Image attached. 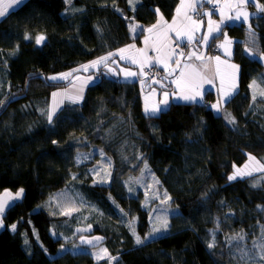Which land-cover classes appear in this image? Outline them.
I'll return each mask as SVG.
<instances>
[{
    "label": "trees",
    "instance_id": "1",
    "mask_svg": "<svg viewBox=\"0 0 264 264\" xmlns=\"http://www.w3.org/2000/svg\"><path fill=\"white\" fill-rule=\"evenodd\" d=\"M179 1L24 0L0 18V49L6 55L0 63V192L15 196L24 189L2 214L5 228L16 227L0 231V264H243L240 248L249 251V245L242 240L237 248L228 238L264 224V187L253 186L251 177L229 181L228 175L249 153L264 161V98L254 100L250 88L258 77L264 83V64L257 58L264 55V13L254 4L248 24L222 27L235 38L232 60L240 70L237 92L224 104L234 123L207 105L212 92L203 103L172 102L159 114L146 115L143 78L166 84L169 78L153 66L138 80L121 78L120 68L129 65L120 63L116 50L140 45L159 15L175 16ZM220 1L208 5L213 13L221 11ZM38 36L45 38L40 44ZM110 53L106 63L85 70ZM75 80L84 94L67 95L49 124L52 94L72 88ZM101 157L111 172L107 184L93 183L89 173ZM145 164L178 214L170 218L167 234L137 245L127 224L115 221L120 219L115 210H128L136 217L137 235L146 236L149 206L142 192L130 196L126 187ZM70 183L113 213L115 219L94 223L91 235L102 238L114 262L95 259L90 247L61 249L65 241L42 204ZM226 205L233 214L226 215ZM213 237L215 247L209 249Z\"/></svg>",
    "mask_w": 264,
    "mask_h": 264
},
{
    "label": "crops",
    "instance_id": "2",
    "mask_svg": "<svg viewBox=\"0 0 264 264\" xmlns=\"http://www.w3.org/2000/svg\"><path fill=\"white\" fill-rule=\"evenodd\" d=\"M217 3L218 0H195L196 8L195 11L188 8L187 5L191 0L179 1L176 7L175 16L170 20L161 19L162 16H158L157 22L145 29V34L141 39L140 45H126V47L120 49H126L124 53H120L119 50L116 52L119 54V61L121 64L129 65L127 69L120 68L119 75L125 80H138L141 72L140 64L147 63V67L153 66L156 70L159 69V74L164 73L163 78H169V84L164 82L165 79L157 78L147 79L143 78V82L146 83L147 87L144 92H142V106L145 113V106L149 102H153V106L160 104V101L165 99L164 93H169V104L165 107L161 105L162 110L167 108L175 99L179 103H190L183 100L177 99L181 95L180 90L177 89V85L171 84V78L174 76L176 80L186 79L189 76L194 78L195 91L205 96L206 92H212L214 98H219L224 93L231 92L232 96L235 95L239 85V66L232 60L233 56V42L235 38L228 36L227 32L222 28L224 25L232 24H248L253 12L255 10L251 9V6L256 3L253 0L252 4L245 5L243 9H237L235 5L238 0H224L220 1L219 5L221 11L218 13H213L211 8L208 6L212 2ZM180 8V12L177 9ZM238 10L246 11L250 15L248 23H244L243 20H225V23L221 25V30L219 32H214L212 36L214 38H209L207 44L203 41V34H206L209 29V16L204 15L205 12L211 13V21L213 22L212 27L215 28L216 23L221 20V12H223L224 17L235 16ZM257 10V9H256ZM190 17V19H189ZM195 22V23H193ZM155 25V27H153ZM171 26V27H169ZM149 29H152L149 31ZM225 34H227V39L231 41L230 44L225 43ZM192 37L191 43L188 37ZM212 45H217L219 52L216 55H211ZM176 46L185 47L184 52L179 55L174 52ZM143 50L146 55H142ZM190 53H195V55L189 56ZM150 54V55H149ZM124 56L125 59H121ZM200 57L197 59V57ZM218 58V59H217ZM257 58L262 60L260 56ZM132 59L137 60L136 64L131 62ZM173 62L172 67L167 69V66ZM177 62L176 71L174 70V63ZM263 63V62H262ZM118 64V63H117ZM264 64V63H263ZM231 65L238 66L237 68H232ZM124 69L126 71L135 72L136 75L132 77H126L125 72L121 71ZM118 72H116L117 74ZM184 73V76H181ZM165 76V77H164ZM166 81V80H165ZM233 84H235V89H233ZM263 79L258 77L254 82V87L251 91L253 93L254 100L258 97L264 98L260 93L264 92ZM159 99L157 100V97ZM204 98V97H203ZM197 97V103H203L205 99ZM213 98V99H214ZM213 100H210V104ZM213 104V103H212ZM224 104L221 108H223ZM149 107V106H148ZM211 107V106H210ZM212 108V107H211ZM214 111V110H213ZM219 113L224 117V115L215 109L214 113Z\"/></svg>",
    "mask_w": 264,
    "mask_h": 264
},
{
    "label": "rangeland",
    "instance_id": "3",
    "mask_svg": "<svg viewBox=\"0 0 264 264\" xmlns=\"http://www.w3.org/2000/svg\"><path fill=\"white\" fill-rule=\"evenodd\" d=\"M69 2V0H66ZM18 6H14L16 8ZM13 8V9H14ZM150 55V54H149ZM257 56H264L263 54ZM6 55L3 49H0V63H6L5 59ZM264 63V59L261 60ZM177 62L174 63V70L176 71ZM173 62L170 63L167 69L172 67ZM175 76V75H174ZM172 76L171 84L172 86L175 85L173 81H176V78ZM81 84L85 83L84 81H80ZM81 86L77 80L74 82V86L72 88L66 86L64 89L55 90L51 96V103L49 105L48 111L54 112L55 114L60 111L62 108L63 103L65 101L66 96H72L71 94L83 93L84 91L79 90ZM254 87V81L252 82V89ZM81 91V92H80ZM82 95V94H81ZM83 96V95H82ZM203 99H206V95L203 96ZM159 96L157 97V100ZM213 100V104H216L219 98L211 99ZM173 102H178L176 99ZM210 104L212 107L213 104ZM209 105V104H207ZM220 104V112L224 115L225 121L228 123L233 120V115L230 111L224 106ZM149 108L154 107L153 102H149ZM214 111L215 109L212 108ZM160 113V112H159ZM158 113V114H159ZM248 157L244 163L239 166H235L232 172L228 175H232L237 169L243 172H250L251 175L243 176L242 178L251 177L252 178V185L255 187H264V171H259L258 169L264 167V161H261L257 158V156L252 154H247ZM252 157L253 159H250ZM98 163L90 168L89 173L93 176V183H108L110 180L109 172V165L107 160L104 157H101ZM257 175V176H256ZM238 177L235 180L242 179ZM232 180V181H235ZM158 181V183H157ZM155 175L148 170L145 169L141 175L134 176L132 181H127V194L132 196L133 194H137V191L142 192L143 202L145 206H149V223L150 227L146 233V236L152 232L153 227L160 228L162 226V219H157L158 217L163 218L167 217L168 227L166 230L158 233L155 237H150L149 239H157V237L167 234L169 231L170 226V218L172 216H177L178 211H176L173 206L171 205V201H169V196L166 191L160 188V184ZM131 189V191H130ZM42 207L48 210V213L52 217H54L53 227L56 229V235L61 236L64 239L65 243L62 245V250H69L71 252H78L86 249V247H90V251L92 256L99 261H104V259L108 260L109 262H114V258L110 257L108 248L103 244H101L102 238L100 237H92L91 233L95 231L94 223L97 224L99 222H104L107 216H110L113 219V213L110 214L98 204L94 203L92 200L90 201L87 197L83 194H79L76 188V185L70 183L68 188H63L58 193L51 194L47 201L42 204ZM37 207L36 209H38ZM167 210V211H165ZM226 215H230L234 213V210L231 209L228 205L225 207ZM65 212H70L69 215H65ZM116 215L119 216V220H115L118 223H125L129 227V223H133V228L135 231V242H136V217H133L127 212L119 209L116 207ZM74 219H73V216ZM58 219V220H55ZM72 222V225L70 224ZM255 225V224H254ZM255 227V228H254ZM130 229V228H129ZM247 233L244 236L245 244H248V250L250 252H255L253 249V241L258 240L261 237L262 233H264V224L260 225L259 227L252 226L248 227ZM9 231L10 233L14 230L12 229V225L5 228L4 225L0 226V231ZM131 233L133 234V229H130ZM145 236V237H146ZM142 240L144 236H139ZM91 241V243H83L82 241ZM146 241V240H145ZM252 249V250H250ZM106 250V252H105ZM258 259V258H257Z\"/></svg>",
    "mask_w": 264,
    "mask_h": 264
},
{
    "label": "snow or ice",
    "instance_id": "4",
    "mask_svg": "<svg viewBox=\"0 0 264 264\" xmlns=\"http://www.w3.org/2000/svg\"><path fill=\"white\" fill-rule=\"evenodd\" d=\"M208 2H211V0H208ZM24 3V0H0V18H3L6 14H8L11 10H13L14 6H19L22 5ZM253 0H238V3L235 5V7L237 9H243L245 7V5L248 4H252ZM182 6H183V0H182ZM188 8H191L195 11L196 8V3L195 0H191V2L188 3L187 5ZM255 7L257 9L258 12L260 13H264V5L259 4L258 2L255 3ZM177 12H180V8L177 9ZM157 14L158 10H157ZM204 15L209 16V29L208 32L206 34H203V41L205 44H207L209 38H214L212 36V34L214 32H219L221 30V25L225 23V20L227 19L228 21H232V20H243L244 23H248L249 18H250V13L246 12V11H241L238 10L235 14V16H228L227 18L224 17L223 12H221V20L219 23H216L215 28L212 27L213 22L211 21V13L209 12H205ZM162 19V17H161ZM190 19V17H189ZM195 23V22H193ZM155 27V25L153 26ZM171 27V26H169ZM152 29H149V31H151ZM249 35L250 36H254V33L251 31V28L249 30ZM26 39H28V37H25ZM45 38L43 36H38L36 38V43L40 44ZM189 42L191 43L192 41V37L189 36L188 37ZM225 43L226 44H230L231 41H229L227 39V34H225ZM126 51V49H120L119 52L120 53H124ZM142 55H146V53H144L143 50H140ZM250 55H252V53H249ZM111 53L108 56L105 57H101L99 60L92 62L91 65H86L85 70L88 67H93L96 66L98 64H102V63H106L110 57H111ZM191 55H195V53H190L189 56ZM200 57L198 56L197 59H199ZM261 59H264V56L260 57ZM121 59H125L124 56H121ZM218 59V58H217ZM131 62L133 64L137 63V60L132 59ZM147 63H141L140 64V68H141V75L144 74V69L147 67ZM232 68H237L238 66L236 65H231ZM109 71H112V69H109ZM121 71L125 72V76L126 77H132L135 76L136 73L135 72H131V71H125L124 69H121ZM67 74H65L66 76ZM181 76H184V73H181ZM51 79H56V77H52ZM89 80H91L92 78L89 77ZM173 83H175L177 85V89L180 90L181 95H179L178 97H176L177 99L183 100L185 102H190V103H195L197 102V97L199 96L201 99L203 98L202 94L199 92H196L195 89V84H194V78L192 76H189L186 79H182V80H176L173 81ZM233 89H235V84H233ZM82 91V89H81ZM262 96H264V92L260 93ZM232 93L228 92V93H224L223 95H221L220 99L218 100V102L216 104L212 105V108L216 109L217 111H219V106L220 104H226L230 101V97H231ZM165 99L160 101V104L154 107L149 108L146 104L145 106V114L146 115H150V116H155L156 114H158L159 112L162 111L161 105L163 106H167L169 104V93L165 92L164 93ZM80 99H82V96L80 97ZM253 99H255V96L253 97ZM73 102H78L77 100H74ZM53 118H54V112L49 111L47 113V119L49 124H51L53 122ZM232 123H234V121H230ZM53 143H56L55 141H53ZM250 159H253L252 157H249ZM145 169H147V165L145 164ZM259 171H264V167H261L258 169ZM247 175H251L250 172H243L239 169H237L232 175L228 176V180L232 181L237 179L238 177H243V176H247ZM158 183V181H157ZM255 186V185H254ZM131 191V189H130ZM24 193V189L21 188L19 189L16 193L15 196H13V194L9 191H5L3 196H0V214H3L5 211V207L9 205V201H13L16 199H19L22 197ZM167 211V210H165ZM65 215H69L70 212H65ZM157 219H162V226L160 228L157 227H153L152 232L149 234V236L144 237V239L142 240L139 236H136V244H142L144 243L145 240H148L150 237H155L158 233L164 231L167 229L168 227V223H167V217H163L160 218L158 217ZM0 226H3L2 221H0ZM15 225H12V229L15 230ZM129 228L133 229V235H135V231L133 228V223L130 222L129 223ZM244 240V236L240 235V236H234V237H230L228 238V243H232L233 241L236 242V247L240 248V241ZM83 243H91V241H82ZM28 241L25 240V244H27ZM253 249H255V252H250V251H245L243 248H240L241 251V261H243V264H248L249 260L251 261V264H258L259 262H264V233H262L261 237L258 238V240H254L253 242ZM208 248L212 249L215 247V237H213V240L211 242L208 243ZM106 252V250H105ZM258 258V259H257Z\"/></svg>",
    "mask_w": 264,
    "mask_h": 264
},
{
    "label": "built area",
    "instance_id": "5",
    "mask_svg": "<svg viewBox=\"0 0 264 264\" xmlns=\"http://www.w3.org/2000/svg\"><path fill=\"white\" fill-rule=\"evenodd\" d=\"M217 9H218L217 6H213V10H217ZM211 50H212V53H211V54H213V55H216L217 52L219 51V49H218L217 46H213V48H212ZM174 51H176L177 54H180V52H181V51H179L178 48H175ZM145 71H146V74H150V75H152V71H151V69H146ZM209 102H210V101H207L206 103H209Z\"/></svg>",
    "mask_w": 264,
    "mask_h": 264
},
{
    "label": "water",
    "instance_id": "6",
    "mask_svg": "<svg viewBox=\"0 0 264 264\" xmlns=\"http://www.w3.org/2000/svg\"><path fill=\"white\" fill-rule=\"evenodd\" d=\"M5 191H6V190H5ZM5 191H4V192H5ZM4 192H0V196H3ZM14 202H15V200H13V201H9V205L5 207V211H4V213L9 209L10 206L13 205ZM4 213H3V214H4ZM1 218H2V214H0V221H2Z\"/></svg>",
    "mask_w": 264,
    "mask_h": 264
},
{
    "label": "bare ground",
    "instance_id": "7",
    "mask_svg": "<svg viewBox=\"0 0 264 264\" xmlns=\"http://www.w3.org/2000/svg\"><path fill=\"white\" fill-rule=\"evenodd\" d=\"M211 55H213V54H211Z\"/></svg>",
    "mask_w": 264,
    "mask_h": 264
}]
</instances>
